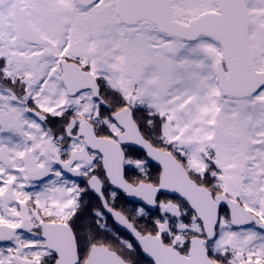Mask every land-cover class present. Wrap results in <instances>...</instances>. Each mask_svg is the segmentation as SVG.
Returning a JSON list of instances; mask_svg holds the SVG:
<instances>
[{"label": "snow or ice", "instance_id": "obj_1", "mask_svg": "<svg viewBox=\"0 0 264 264\" xmlns=\"http://www.w3.org/2000/svg\"><path fill=\"white\" fill-rule=\"evenodd\" d=\"M0 264H264V0H0Z\"/></svg>", "mask_w": 264, "mask_h": 264}]
</instances>
